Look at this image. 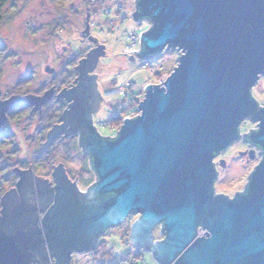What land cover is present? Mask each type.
<instances>
[{"label": "water", "instance_id": "obj_1", "mask_svg": "<svg viewBox=\"0 0 264 264\" xmlns=\"http://www.w3.org/2000/svg\"><path fill=\"white\" fill-rule=\"evenodd\" d=\"M135 10L132 19L150 27L139 34L140 50H123L138 60L172 49L177 64L162 83L145 86L138 114L123 119L114 137L101 136L92 113L103 99L92 71L104 46L87 37L96 47L73 67V85L55 96L68 109L45 143L77 135L95 180L80 191L61 163L53 168L50 242L44 232L49 255L68 264L69 253H88L101 233L136 214L128 238L156 264H264V156L245 192L232 199L213 195L212 163L250 131L256 130L249 140L264 150V103L251 94L264 74V0H134ZM85 17L82 36L88 33ZM52 91L0 99V126L22 102L39 112ZM245 120L257 122V129L240 134ZM12 171L18 180L0 197V264H31L38 242L44 246L35 174L30 164ZM156 224L159 241L151 233Z\"/></svg>", "mask_w": 264, "mask_h": 264}, {"label": "rangeland", "instance_id": "obj_2", "mask_svg": "<svg viewBox=\"0 0 264 264\" xmlns=\"http://www.w3.org/2000/svg\"><path fill=\"white\" fill-rule=\"evenodd\" d=\"M97 1L99 0H63L58 3L57 0H8L0 9V90L2 94L8 97L12 94L26 95L27 92L46 84L48 77V74H45L46 67L52 72L55 70L53 87H51L53 94L41 106L43 108L39 117H32L28 121L27 112L24 110L23 117L12 119V123L16 124L19 121L17 124H25H22L21 128L18 127V132L23 137L22 145H25V151L17 153L15 150L12 154L10 144H4L0 140V196L9 187V175L15 173L12 169L18 165L19 161H26L22 165L25 170L30 164L33 174L42 175L43 179L48 180L50 176L47 177V174L50 172L51 164L61 163L71 178H78L76 185L81 187V190H85L94 182L95 176L91 172L88 157L73 144L78 142L77 135L63 137L65 139L63 142H53L58 137L51 139L52 149L51 146L44 148L43 145L42 147L41 141L44 140V135L40 139L43 119L51 121L55 116L61 117L62 108L56 110L54 104L56 92L60 88V80L62 77H68L66 73L69 71L65 72V70L74 69L78 60L83 58V53L96 47L87 38L89 35L97 39L98 45L104 46V56L98 57L92 71L96 75L97 90L103 99L99 101L97 110L92 113L93 125L101 136L114 137L124 118H131L138 114L135 110L138 104L134 107V100H142L145 86L162 83L177 64L178 52L172 49L138 60L134 53L123 50V48L127 49V46L132 48L130 50H140L139 34L150 27L146 20L140 19L136 22L132 19L134 0H106L107 8L102 4L95 5ZM81 3L87 6L86 12L101 11L99 16H92L91 13L90 16L88 15V33L84 36L79 32L85 29L84 21L81 22L85 13L82 9L79 10ZM110 8L113 11L111 13L106 11ZM63 50L66 57L57 63L59 52ZM127 55H131L135 61L131 63ZM251 94L259 105L264 103V74L252 87ZM64 104L66 105L64 109L67 110L68 102L64 101L62 105ZM126 108L132 110L129 115L124 111V109L127 111ZM29 113L34 114L38 111H32L31 108ZM115 117L120 122L115 123L113 121ZM60 123L61 121L58 124ZM256 124L258 123L250 120L243 121L239 126L240 134L247 133L250 129H257ZM36 131H38L37 138ZM237 142L236 140L230 144L233 149L238 147ZM231 147L225 149V151L228 150L224 159L229 156ZM235 165V174H238L236 177L241 174L244 176L251 166L242 158L236 160ZM235 179L229 180L225 173L220 174L217 182L218 189H230ZM35 187L33 182L37 208ZM240 188L241 185L237 186V184L233 187V189ZM37 215H39L38 210ZM135 218H137L136 214L130 215L121 223L106 229L100 236L97 247L88 252L91 255L73 252L70 256L78 260V264H92V262L93 264H113L114 262L110 263L107 260L118 258L115 262L117 264L119 258L132 257L136 246L130 242L128 234L129 226ZM39 226L41 230L42 225L39 224ZM42 238L44 246H47L43 234ZM141 254L143 260L139 259L137 264H155L148 252L141 249Z\"/></svg>", "mask_w": 264, "mask_h": 264}, {"label": "flooded vegetation", "instance_id": "obj_3", "mask_svg": "<svg viewBox=\"0 0 264 264\" xmlns=\"http://www.w3.org/2000/svg\"><path fill=\"white\" fill-rule=\"evenodd\" d=\"M60 1L62 2L63 0H57L58 3ZM80 7L81 8H79V10L82 9L83 12L85 14H87V12H86V9H87L86 7L87 6H84L81 3ZM73 10H75V9H73ZM85 14H84L83 17L81 16L82 17L81 18V22L84 21L83 20L84 18H86ZM64 50L59 52L60 56H58V58H57V63L60 62V61H63L65 59L66 55L64 54ZM65 72H68V73H66V75L68 77L67 78H63L62 77V79L60 80V88L57 90L56 95L59 93L60 90H62L64 88H66V89L70 88L73 85V81H74V79L77 76V73H76L75 69H71V70L68 69V70H65ZM54 73H55V70L52 73H50V74L45 73V74H48L47 75L48 77H47V79L45 81L46 84L41 86V88L37 87V88L31 90L30 92H27V94L41 96L46 89H48L49 87L50 88L53 87L52 85H53V76L55 75ZM12 95H19V94H12ZM24 95L25 94H23V95L20 94L19 96H24ZM7 97L8 96H4L2 94V92H1V99H5ZM65 104L62 105V104H59V103L55 102L54 105H55L56 110L62 108L60 114L62 113V110L66 106ZM31 108L32 107L29 106L28 104L22 103L21 105L8 110L6 112V122L2 126H0V137H1L0 140H2L4 142V144H8V143L10 144V146L12 147L11 148V153L12 154H14L13 152L15 150H16L15 152L18 153V151H22L23 152L26 149L25 145L24 146L22 145L23 137L20 135V132H18L19 128H21L22 124H24V123L17 124L19 122L18 121L15 124V123H12V119H20L21 117H23L22 112L24 110H26L25 112H27V117L26 118H27L28 121H30V118H32V117L33 118L39 117V114H41V111H42L43 107L40 109V111L38 113H34V114L29 113ZM59 122H60L59 116H55L54 118L51 119V121H45L43 119V124L41 125V131H40V136H41L40 139H42L43 138L42 135H44V140L41 141V145L44 144V148L45 147L49 148L51 146V149H52V147H53L52 142L49 141L50 143H48V142L45 143V138H46V133H47L46 131H48V129L50 130L54 125L58 124ZM251 122H253V121H251ZM254 131H256V130H254ZM254 131H250L244 137H240L237 140L238 141L237 142V146L238 147H235L233 149L231 147V145H229L231 147V150H230L229 156H226L227 159H224V156H225L226 151L230 148L229 146L227 147L228 149L226 151L224 150L223 152L220 153L221 155L220 154H216V155L213 156L212 163H213L214 170L216 172L215 179L213 181V195H221V196H223L226 199H232L237 193H244L245 192V186H246V184L248 182L249 175L254 170V167L260 161L262 156H264V150L261 149L260 147L256 146V145H254L248 138V136ZM57 137H58L57 140H53V142L54 141L55 142H59V141L63 142V141H65V139L63 138L62 135H59ZM3 139H6V140H3ZM73 144L75 145V147L77 149H79L78 148L79 146H78L77 142H73ZM240 158H242L243 161L246 164H251V166H250V169L244 173V176L241 174L240 176L236 177L238 174H235L236 173V169H234V167L236 168V165L234 166V164H235L236 160H238ZM25 162L26 161L17 162L18 165L16 167H18L19 170H25L24 166H22V165L25 164ZM57 165L58 164H53V165L51 164L50 172H49V174H47L48 175L47 177L50 176L51 180L50 179L49 180H45L47 178H45V179H41L40 178L39 179L37 177L38 176L37 174H35L37 176L34 175V178H35L34 182L36 184L35 191H36L37 198H38L37 210H38V213H39V215H37L36 224H38L37 222L39 221V223L42 225V227H44V232L47 234L46 236L48 237L49 242H50V238L49 237L51 236L52 230H50L46 215L48 213L49 208H51L55 204V191H54L55 183L53 182L51 175H52V172H53V168L55 166H57ZM91 172L93 173L92 170H91ZM65 173H66L67 177L71 181L75 180V178H71L70 177V174H69L68 171H66V169H65ZM222 173H225L226 177L229 180L237 178L231 183L232 186H231L230 189H227V190H219L218 189L217 182L219 180V175L222 174ZM93 175H94V173H93ZM17 179H18L17 175L15 173H11L9 175V180H8L9 187L6 190L12 188L14 186V184H15V181H17ZM36 179H38V180H36ZM76 183L78 184V178H76ZM233 183H236L237 186L241 185V188L240 189H233L234 185H236V184H233ZM80 188H79L80 191H84V189L81 190L82 188L81 189ZM48 201H49V203H47ZM160 230H161V224H156L152 228V233L154 234V236H159V237H157L158 239H162L163 238V236L158 235V233H160ZM201 232H202V229L198 228V233L201 234ZM102 234L103 233H101L99 235V237L97 238V240L95 241L94 246H93V250L97 247L98 240H99V238H100V236ZM37 235H38V233H37ZM66 237L71 238V236H66ZM38 244L40 245V249H37L35 252H33V256H32V263L33 264H60V262L57 261V258L55 256L53 257V256H50V255H46L45 254L46 251H45V249H43L44 246L41 243H39V242H38ZM87 254L91 255V253H87ZM66 262H68V261H66ZM68 264H78V260L73 259V256L69 255Z\"/></svg>", "mask_w": 264, "mask_h": 264}, {"label": "bare ground", "instance_id": "obj_4", "mask_svg": "<svg viewBox=\"0 0 264 264\" xmlns=\"http://www.w3.org/2000/svg\"><path fill=\"white\" fill-rule=\"evenodd\" d=\"M98 3H95V5L96 4H102L105 8H107V5L105 4V3H102V1H97ZM93 13L95 14V15H97V12L95 11V10H93ZM13 188V187H12ZM9 190V189H8ZM8 190H6V191H8ZM6 191H4L3 193H2V195L6 192ZM1 195V196H2ZM0 196V197H1ZM37 209V208H36ZM136 219V218H135ZM40 224V223H39ZM41 230H42V234L44 235V232H43V227L41 228ZM151 233H152V230H151ZM152 236H153V241H159V240H161V239H158L157 238V236H154V234L152 233ZM160 236H162V235H160ZM159 237V236H158ZM131 242V241H130ZM132 244H134L135 246H136V248H135V251H134V255L135 256H142V254H141V247L139 246V245H137V244H135V243H133L132 242ZM46 247L47 246H45V250H46ZM46 254L47 255H49V252H48V248H47V250H46ZM69 254H71V253H69ZM68 254V255H69ZM85 255H87V253H85ZM53 256V255H52ZM107 261H109L110 263H113V264H115V262H116V260H114V259H109V260H107Z\"/></svg>", "mask_w": 264, "mask_h": 264}, {"label": "built area", "instance_id": "obj_5", "mask_svg": "<svg viewBox=\"0 0 264 264\" xmlns=\"http://www.w3.org/2000/svg\"><path fill=\"white\" fill-rule=\"evenodd\" d=\"M93 1H96V0H93ZM100 1H102V3H106V0H100ZM106 11H110V13L113 12L111 8L107 9ZM100 12L97 13V15L92 13V16L93 15L99 16ZM130 49H132V48H128V46H127V50H130ZM127 53H128V51H127ZM137 261H138V259H119V263L117 262V264H137Z\"/></svg>", "mask_w": 264, "mask_h": 264}, {"label": "trees", "instance_id": "obj_6", "mask_svg": "<svg viewBox=\"0 0 264 264\" xmlns=\"http://www.w3.org/2000/svg\"><path fill=\"white\" fill-rule=\"evenodd\" d=\"M8 0H0V9H1V7L7 2ZM135 12V14L136 13H138V11L137 10H135L134 11ZM135 101V105H134V107L136 106V104H138L139 103V101L138 100H134ZM127 109V111L124 109V111H125V113H127V115H129L130 114V112L132 111V110H130L129 108H126ZM136 113H138V112H136ZM113 121L116 123H118V121L120 122V120L119 119H117V118H114L113 119Z\"/></svg>", "mask_w": 264, "mask_h": 264}]
</instances>
